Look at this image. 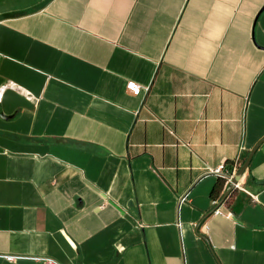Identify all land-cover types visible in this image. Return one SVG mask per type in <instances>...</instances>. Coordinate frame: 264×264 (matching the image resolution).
<instances>
[{"label": "crops", "instance_id": "obj_1", "mask_svg": "<svg viewBox=\"0 0 264 264\" xmlns=\"http://www.w3.org/2000/svg\"><path fill=\"white\" fill-rule=\"evenodd\" d=\"M0 264H264V0H0Z\"/></svg>", "mask_w": 264, "mask_h": 264}, {"label": "built area", "instance_id": "obj_2", "mask_svg": "<svg viewBox=\"0 0 264 264\" xmlns=\"http://www.w3.org/2000/svg\"><path fill=\"white\" fill-rule=\"evenodd\" d=\"M7 87H14L13 83H8L6 85L3 86V89H6ZM127 88L128 90H130L134 95H140L143 87L138 84L135 81H129L127 83ZM148 90V88H146ZM239 170V165L238 163H235L234 166L231 169L226 170V166L222 165L221 167H219L218 169H216V173L219 175H223L227 178V182L231 181V179L237 174ZM239 186V182L235 184V187ZM214 203H217V200L214 201ZM215 212H220V210L216 209ZM5 258H7L10 261H14L16 259L19 258V256L16 255H5ZM46 261L50 262V263H55V261L53 259H46Z\"/></svg>", "mask_w": 264, "mask_h": 264}, {"label": "water", "instance_id": "obj_3", "mask_svg": "<svg viewBox=\"0 0 264 264\" xmlns=\"http://www.w3.org/2000/svg\"><path fill=\"white\" fill-rule=\"evenodd\" d=\"M253 153H254V150L250 153L249 157L247 158V160L245 161L243 166L240 167V169L238 170L237 174L231 179V181L227 182L226 191L224 193V196L221 199V203H223L225 201V199L227 198L229 193L235 188V184L239 182L240 178L242 177L245 169L247 168V166H248V164L250 162V159H251Z\"/></svg>", "mask_w": 264, "mask_h": 264}, {"label": "trees", "instance_id": "obj_4", "mask_svg": "<svg viewBox=\"0 0 264 264\" xmlns=\"http://www.w3.org/2000/svg\"><path fill=\"white\" fill-rule=\"evenodd\" d=\"M219 185V183L215 186L214 191L217 189V186ZM220 186V185H219ZM216 200H218V198H216Z\"/></svg>", "mask_w": 264, "mask_h": 264}]
</instances>
